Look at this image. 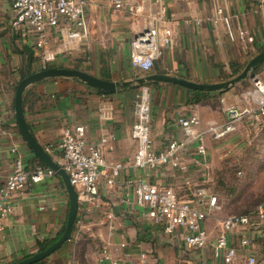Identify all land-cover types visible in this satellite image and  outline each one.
Here are the masks:
<instances>
[{
	"label": "crops",
	"instance_id": "crops-1",
	"mask_svg": "<svg viewBox=\"0 0 264 264\" xmlns=\"http://www.w3.org/2000/svg\"><path fill=\"white\" fill-rule=\"evenodd\" d=\"M123 2L125 6L114 11L108 0H87V37L81 41L76 52L58 56L50 67L78 69L107 81L132 82L144 77L130 64V42L152 23L159 6L155 0ZM136 6L143 8L141 15L134 14L133 8ZM162 6L172 22L174 39L172 46L155 62L149 74L173 75L191 82L211 84L225 78V71L230 73L231 70L230 75L235 69L241 68L242 71L264 49V0H163ZM219 7L223 12L221 17L216 14ZM224 17L228 19L231 38L222 22ZM12 19L11 2L0 0V43L7 41V49L0 52V181H4L12 172L16 155L21 156L26 171L33 170L40 163L17 130L13 103L19 70L26 65L29 50L35 62L32 70L36 72L41 64L34 48V32L25 27L13 28ZM195 21H199V24H195ZM238 26H242L254 38L253 44L242 45L237 40ZM57 38L56 30H48L49 44L55 43ZM130 86L119 89L116 94L103 95L70 79L45 80L30 87L25 94L22 107L24 118L45 151L48 146L58 143L65 129L79 125L84 127L89 143L107 139L104 153L106 166L113 162L129 163L135 153V145L129 138L135 121L134 87L141 85L133 83ZM237 87L238 84L223 91L218 98H215L216 93L207 100L191 104V90L166 83L149 86L153 99L151 135L154 147L160 151L173 140L186 141L180 154L187 165V172L170 167L146 172L126 169L121 173L112 196H107L101 190L105 203L103 209L83 213L82 231L77 233L74 227L71 240L42 264H73L71 250L82 238L98 241L99 245L124 242L127 245L126 253L137 256L139 252H148L149 264L156 246L177 249L184 257L182 264H217L212 257L211 246L220 234L222 220L219 221L218 230L212 232L206 221L213 212L204 223L208 246L201 250H187L178 236H165L160 226L150 221L142 209L137 208L132 200H125L124 182L129 178H143L150 183L173 188L181 198H192L198 189H204L214 196L207 189L214 169L211 158L216 153L220 159L224 152L218 149L213 151L210 144L234 138L244 124L247 126L249 123L247 120L242 122L236 133L217 142L205 136V154L199 155L196 144L187 143L182 136L176 117L180 112L185 116H196L201 121V131L209 124L223 125L227 121L224 104L241 111L258 100L257 93L253 91L250 98L242 102V91ZM213 100H216V104ZM221 100H224V104ZM13 149H16V154L12 152ZM50 155L56 162L60 159L57 149ZM11 204L13 213L4 222V229L0 233V264L16 263L36 253L37 242L54 239L64 229L68 210L66 192L56 176L38 184H28L14 194ZM104 210L115 213L112 221L114 230L111 232ZM80 215L78 209L76 217ZM252 236L255 253L261 258L263 254L258 235ZM232 242L238 248L233 237ZM195 251L208 254V259L194 258L192 255ZM248 252L238 248L242 258ZM94 264L99 263L95 260Z\"/></svg>",
	"mask_w": 264,
	"mask_h": 264
},
{
	"label": "built area",
	"instance_id": "built-area-1",
	"mask_svg": "<svg viewBox=\"0 0 264 264\" xmlns=\"http://www.w3.org/2000/svg\"><path fill=\"white\" fill-rule=\"evenodd\" d=\"M11 2L15 29L27 28L35 34L34 48L42 69L51 66L60 55L71 54L79 49L81 41L88 35V24L85 19L87 0H9ZM109 6L118 11L125 6L123 0H108ZM163 0H155L159 9L152 23L130 42V64L144 75L154 69L155 62L160 59L165 50L170 48L174 39L172 22L167 18L162 6ZM135 15H141L143 8H133ZM222 9L216 10L217 16H222ZM215 22V21H214ZM231 38L228 19L222 18ZM188 23V22H186ZM218 23V20H216ZM199 24V21H195ZM48 30H56L58 38L52 45L48 42ZM237 40L242 45L254 43V38L242 26L236 28ZM254 91L258 100L251 106L238 110L232 105H225L227 121L223 125L209 124L204 131L200 130L201 121L196 116H185L178 113L176 123L187 143H195L196 152L205 154L204 138L212 141L223 140L236 133L242 122L246 121L258 130L264 127V83L253 76ZM133 114L135 121L131 126L129 138L135 145L133 159L129 163L113 162L106 166L104 153L106 138L99 143H89L83 126H73L65 129L58 143L48 146L46 152L51 154L55 149L60 152L57 164L68 175L71 185L78 195L80 216L75 220L77 233L84 226L83 213L89 210H102L105 203L101 190L107 196H112L121 173L128 168L140 172L158 171L170 167L180 172H187V165L180 154L186 141H171L165 149L156 150L151 135V106L149 86L141 85L135 93ZM102 117H106L102 115ZM110 150L112 148H109ZM12 152L16 154V149ZM55 177L53 171L36 167L26 171L21 156L16 155L12 172L4 181H0V233L4 222L13 213L11 199L14 194L23 190L28 184L34 185ZM126 188L125 200H132L137 208L142 209L146 217L155 225L160 226L167 237L178 236L185 249L201 250L208 246V234L204 223L208 215L219 210L215 196L207 194L204 189H198L192 198L177 196L173 188L157 185L143 178H129L124 182ZM104 216L110 222L108 230H114L112 221L115 213L104 210ZM253 234H263L264 237V203L260 204L251 215H232L222 220L220 234L211 246L213 259L217 264H264V256L257 257L255 253ZM261 236V235H260ZM235 238L239 249L249 251L245 258L238 253L233 245ZM126 244H102L100 264H147L148 252H139L134 256L126 253ZM125 252V253H124ZM73 264H79L74 262Z\"/></svg>",
	"mask_w": 264,
	"mask_h": 264
},
{
	"label": "rangeland",
	"instance_id": "rangeland-1",
	"mask_svg": "<svg viewBox=\"0 0 264 264\" xmlns=\"http://www.w3.org/2000/svg\"><path fill=\"white\" fill-rule=\"evenodd\" d=\"M6 43L7 41L0 43V52H5ZM230 73L225 71V78L219 82L230 80L236 76L230 75ZM253 76L264 83V63L259 66L255 75H249L238 83L237 88L242 91L240 99L242 102L250 98L249 95L254 91ZM138 88L139 86L134 87L135 93ZM218 95L216 94L215 98H218ZM149 96L151 106L153 99L150 88ZM215 101L213 100V103L216 104ZM261 130L244 124L234 138L223 141V143L220 142L221 144H210L213 151L218 149L217 151L224 152V156H221L220 159L215 155L216 153L211 158L214 169L212 181L208 183L207 189L210 194L216 197L219 208L218 212H213L206 221V225L212 232L217 231L219 221L221 222L228 216L248 214L254 217L258 206L264 203V131L261 132ZM260 235H258V243L264 256V237L263 234ZM101 246L98 241L82 238L71 250L70 254L73 256L71 261L79 264H94V261L97 260L98 262L101 256ZM192 256L200 260L202 258L208 259V254L204 255L202 251H195ZM151 261L150 264H182L184 257L177 252V249H171L168 246H156Z\"/></svg>",
	"mask_w": 264,
	"mask_h": 264
},
{
	"label": "water",
	"instance_id": "water-1",
	"mask_svg": "<svg viewBox=\"0 0 264 264\" xmlns=\"http://www.w3.org/2000/svg\"><path fill=\"white\" fill-rule=\"evenodd\" d=\"M263 63L264 49L256 56H254L245 65L243 70L232 79L211 84L191 82L183 78L165 74H147L144 77L136 79L132 82L107 81L78 69L57 67H48L46 69L33 72L32 74L20 80L15 89L13 103L14 118L17 130L28 149L32 152L33 156L42 165H44L45 168L53 171L55 176L60 179L67 195L68 210L64 229L56 241H54L43 251L36 252L13 264H37L50 257L62 245L71 240L74 231L76 215L78 212V195L74 187L71 185L68 175L59 166V164H57V162L53 160L51 155L48 154L36 141L24 118L22 109V97L24 92L29 87L49 79H70L103 95L116 94L119 89L130 86L133 83L137 85H144L146 83H166L180 86L184 89L196 92L218 93L240 83L249 75H251V73Z\"/></svg>",
	"mask_w": 264,
	"mask_h": 264
},
{
	"label": "trees",
	"instance_id": "trees-1",
	"mask_svg": "<svg viewBox=\"0 0 264 264\" xmlns=\"http://www.w3.org/2000/svg\"><path fill=\"white\" fill-rule=\"evenodd\" d=\"M28 57L26 59V65L24 67H22L19 70V81L22 80L23 78H25L26 76L32 74L35 70H32V65L34 62V58L32 57L31 51H28ZM258 68L259 66L251 73V75H255L258 72ZM38 70H42L41 66L37 69ZM241 68H238L237 70L235 69L233 72V75H237L238 73H240ZM18 81V83H19ZM45 81V80H44ZM43 82V81H42ZM36 85V84H34ZM33 85V86H34ZM144 85L147 86H151V85H157V83H146ZM32 87V86H31ZM131 86H127L124 87V89L130 88ZM138 87V86H137ZM30 88V87H29ZM29 88L24 92L23 97H22V107H23V101H24V97L25 94H27V91L29 90ZM223 92V91H222ZM222 92H218V94L222 93ZM189 93L191 94L192 97H190L189 99V103L191 104H197L200 103L204 100L209 99L213 94L216 93H210V92H196V91H189ZM23 109V108H22ZM264 131V127L261 130V132ZM36 167H41L44 168L45 166L42 165L41 163H38ZM242 215H248V214H242ZM77 219V217H76ZM63 229L61 230V232L52 240H45V241H41V242H37V252L39 251H43L44 249H46L48 246H50L54 241L57 240V238L60 236V234L62 233ZM37 264H42V262H39Z\"/></svg>",
	"mask_w": 264,
	"mask_h": 264
}]
</instances>
